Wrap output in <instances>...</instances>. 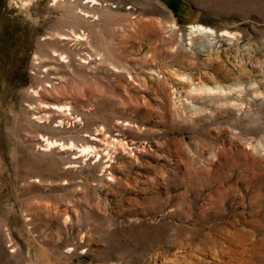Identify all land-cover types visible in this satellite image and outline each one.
<instances>
[{
    "label": "rangeland",
    "instance_id": "1",
    "mask_svg": "<svg viewBox=\"0 0 264 264\" xmlns=\"http://www.w3.org/2000/svg\"><path fill=\"white\" fill-rule=\"evenodd\" d=\"M0 264H264V0H0Z\"/></svg>",
    "mask_w": 264,
    "mask_h": 264
},
{
    "label": "bare ground",
    "instance_id": "2",
    "mask_svg": "<svg viewBox=\"0 0 264 264\" xmlns=\"http://www.w3.org/2000/svg\"><path fill=\"white\" fill-rule=\"evenodd\" d=\"M49 142V141H48Z\"/></svg>",
    "mask_w": 264,
    "mask_h": 264
}]
</instances>
